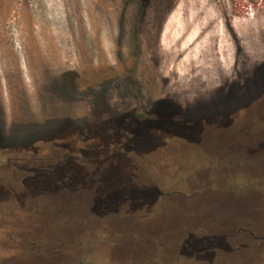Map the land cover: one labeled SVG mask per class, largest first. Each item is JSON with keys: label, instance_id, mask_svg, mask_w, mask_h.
<instances>
[{"label": "rangeland", "instance_id": "obj_1", "mask_svg": "<svg viewBox=\"0 0 264 264\" xmlns=\"http://www.w3.org/2000/svg\"><path fill=\"white\" fill-rule=\"evenodd\" d=\"M1 131L0 264H264V0H0Z\"/></svg>", "mask_w": 264, "mask_h": 264}, {"label": "trees", "instance_id": "obj_2", "mask_svg": "<svg viewBox=\"0 0 264 264\" xmlns=\"http://www.w3.org/2000/svg\"><path fill=\"white\" fill-rule=\"evenodd\" d=\"M70 74H75V73H70ZM258 76V75H257ZM72 80H74V81H78L79 79H80V77H79V75H77V74H75V75H72ZM67 83H68V81H66ZM259 82V81H258ZM55 131H56V129H55ZM2 138L3 139H5L4 138V134L2 133V131H1V134H0V140H1V142L3 143V140H2ZM48 138H50V136H43V135H39V136H37V137H34L32 140H33V142L34 141H36V140H38V141H41V140H47ZM33 142H31V143H33ZM35 143V142H34ZM27 144H29L30 145V143H26V145ZM68 176H70V175H68ZM61 188V187H60Z\"/></svg>", "mask_w": 264, "mask_h": 264}, {"label": "crops", "instance_id": "obj_3", "mask_svg": "<svg viewBox=\"0 0 264 264\" xmlns=\"http://www.w3.org/2000/svg\"><path fill=\"white\" fill-rule=\"evenodd\" d=\"M171 222H172L171 225L173 227H178L180 225V223H181V221L179 219H177V218L172 219Z\"/></svg>", "mask_w": 264, "mask_h": 264}, {"label": "flooded vegetation", "instance_id": "obj_4", "mask_svg": "<svg viewBox=\"0 0 264 264\" xmlns=\"http://www.w3.org/2000/svg\"><path fill=\"white\" fill-rule=\"evenodd\" d=\"M227 131V130H226ZM254 151V150H253ZM232 152H239V151H235V150H233ZM237 154V153H236ZM226 156H229V154L228 155H226ZM218 157L219 158H221V157H224L223 155H218ZM232 158H235L234 156H232ZM214 161V160H213Z\"/></svg>", "mask_w": 264, "mask_h": 264}]
</instances>
